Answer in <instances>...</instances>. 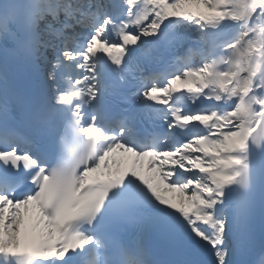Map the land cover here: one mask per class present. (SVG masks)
Masks as SVG:
<instances>
[{"label": "snow or ice", "instance_id": "obj_1", "mask_svg": "<svg viewBox=\"0 0 264 264\" xmlns=\"http://www.w3.org/2000/svg\"><path fill=\"white\" fill-rule=\"evenodd\" d=\"M0 264H264V0H0Z\"/></svg>", "mask_w": 264, "mask_h": 264}]
</instances>
